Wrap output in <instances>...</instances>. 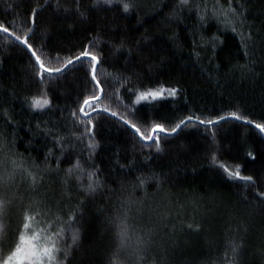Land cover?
<instances>
[{
    "label": "trees",
    "instance_id": "trees-1",
    "mask_svg": "<svg viewBox=\"0 0 264 264\" xmlns=\"http://www.w3.org/2000/svg\"><path fill=\"white\" fill-rule=\"evenodd\" d=\"M229 4L243 12L236 32L220 15ZM0 23L9 27L0 32V199L8 202L0 259L17 242L24 212L39 207L50 231L65 229L61 264H264V132L255 127L264 124V0H0ZM16 35L27 36L46 67H63L86 48L97 55L106 95L96 103L142 132L162 124V151L118 118L96 113L98 146L89 149L71 113L95 91L91 60L41 79ZM161 90L136 103L140 92ZM43 95L51 105L32 108L31 98ZM190 115L214 123L193 119L168 134ZM220 164L255 183L230 179ZM90 172L99 181L95 192L86 190ZM123 219L131 240L121 248ZM33 227L46 224L37 218Z\"/></svg>",
    "mask_w": 264,
    "mask_h": 264
},
{
    "label": "snow or ice",
    "instance_id": "snow-or-ice-1",
    "mask_svg": "<svg viewBox=\"0 0 264 264\" xmlns=\"http://www.w3.org/2000/svg\"><path fill=\"white\" fill-rule=\"evenodd\" d=\"M97 4L104 3V4H111L112 0H96ZM77 5H79V0H76ZM189 3V0H180V4L187 6ZM132 7L130 3H123V10L125 12L129 11V9ZM242 8V6H241ZM79 10V9H77ZM231 13L232 17H235V19H229L228 14ZM82 14V13H81ZM33 17L36 15L35 10H33L32 13ZM220 15L225 16L227 20V25L231 27V30L233 32H236L237 29L235 27V24L237 22L243 24V21L240 20V16L243 15V12L237 13L234 8L231 7V4H229V7L227 10L220 13ZM201 19H203V15H201ZM33 29L29 28L28 32H32ZM0 32L3 33H9V27L5 26L4 24L0 23ZM242 40H243V34L241 33ZM250 38V37H249ZM16 41H21L23 44L26 45L27 49L31 52V55L35 58L36 63L39 66V71L36 73L38 77L41 79H44V74H60L63 73L65 69L68 68L69 65L73 64L74 61L69 58L66 62H64L63 67H46L44 60L41 59V55H37L36 51L32 49V45L28 43L27 36H25L22 40L21 36L16 35L15 36ZM89 58L91 60V66L89 69L91 81L93 82L95 91L89 96H86L83 100L80 106L78 107V110H75L71 113L72 117L74 118L75 122L83 126V132L81 134L82 137L88 138L87 139V146L91 150H95V148L98 146L94 140V132L93 129L95 125L93 124V117L92 113H96L97 116L100 114H109L111 117L118 118L124 126L129 128V130L133 131L135 135L139 137V139L143 141H152L155 145V150L157 152L162 151L160 142H159V133H164L167 130L164 128L162 124H154L150 131L145 130L144 132L141 131V127L137 126V123H134L132 120L128 119L125 115H118V113L114 110H111L107 105L100 107L96 102L100 100L101 94L104 93V88L101 87V81L98 78L97 75V65L100 63L99 58L97 55L90 52L87 48L80 53V55H77L75 57V60L80 61L82 58ZM118 79V78H117ZM117 93L119 92V89L116 90ZM164 90L161 91H148V92H140L137 95L136 103H138L140 100L147 99L148 97L156 98L162 96ZM169 92V95L175 96L176 95V89H168L166 90ZM106 95V94H105ZM118 98V97H117ZM51 105V100L46 96H38V97H32L31 98V107L34 109H44L46 107H49ZM128 111L133 112L135 114L134 108H128ZM78 113L82 114L83 117H87V119L81 118ZM232 118L236 120H246V117H243L241 115H238L236 112L231 113ZM193 119L198 120L200 124H212L214 121L212 120H203L200 119V117H193L188 116L187 119H181L178 123H175V125L170 129L172 133H175L178 129L181 128V125H187L188 121H192ZM221 120L226 119V117L221 116ZM247 123L251 124L253 121L247 120ZM255 127L259 129L261 132H264V124L256 123ZM81 137H77V139H80ZM59 143V140L57 141ZM249 156H252L251 153L248 154ZM252 159H255V157H252ZM216 162V157L213 155V163ZM12 164L15 167H19L20 165H17L16 161L13 160ZM220 167L224 169L226 173H228L230 179H237L240 181H246L255 183L252 176H242L240 174V170L237 167L235 170H230L226 165L220 164ZM75 169H81V166L79 164V161L75 164ZM74 169L70 168L68 170L69 175L72 174ZM28 175L32 178L33 183H35L36 177L32 175V173H28ZM90 183L87 186V191L89 192H95L96 188L99 187V181L98 179L93 181V177L96 176L95 172L88 173ZM141 183H143V180H141ZM261 196H264V193H260ZM7 201L0 199V250H2L3 245L5 243V225L3 223V216L5 214V210L7 207ZM48 212L42 210L39 207L35 208H29L27 209L22 217V228L20 232L18 233L17 242L14 243V247L9 250L8 254L0 259V264H61V261L57 259V254L61 251V248L59 245L61 244L63 237H64V231L65 229L63 227L58 228L56 231H50L52 228V222H49L47 220ZM37 218H41L43 222L46 224V228H40L37 230L33 227V224L37 222ZM74 219V214L69 216V222H71ZM56 221L60 220L59 216L55 217ZM31 231V235H27V233ZM131 229L130 226L127 223V219L119 220L117 223V238H118V244L119 247L123 248L128 246L129 241L131 240L130 235ZM72 242L73 244L76 243V241L79 239V232L74 231L72 233ZM37 241H42V243H37ZM142 242V238L137 237L136 244L139 245ZM238 245H233L232 252L233 256H235L238 253Z\"/></svg>",
    "mask_w": 264,
    "mask_h": 264
},
{
    "label": "water",
    "instance_id": "water-1",
    "mask_svg": "<svg viewBox=\"0 0 264 264\" xmlns=\"http://www.w3.org/2000/svg\"><path fill=\"white\" fill-rule=\"evenodd\" d=\"M75 61H76V60H75ZM75 61H74V62H75ZM188 122H189V121H188ZM183 126H184V125H181V128H182ZM181 128H180V129H181ZM180 129H178L175 133H168V134H176ZM145 142H146V143H151L152 141H145Z\"/></svg>",
    "mask_w": 264,
    "mask_h": 264
}]
</instances>
